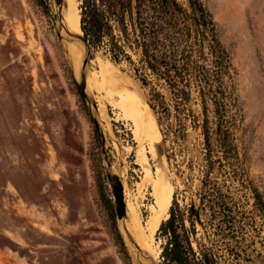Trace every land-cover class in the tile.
Returning a JSON list of instances; mask_svg holds the SVG:
<instances>
[{
    "label": "rangeland",
    "instance_id": "374dc122",
    "mask_svg": "<svg viewBox=\"0 0 264 264\" xmlns=\"http://www.w3.org/2000/svg\"><path fill=\"white\" fill-rule=\"evenodd\" d=\"M83 1L74 2L78 14ZM177 1L186 6V0ZM203 2L237 71L244 124L236 137L248 176L264 196V0ZM48 3L46 15L33 0H0V264H124L104 207L107 198L114 206L106 172L121 180L127 215L141 226L153 214L151 184L157 178L172 186L173 203L185 212L196 203L202 178V139L189 128L173 149L169 141L166 147L176 154L169 164L146 92L135 79V69L142 74L138 56L129 52L134 67L113 65L101 52L87 59L54 0ZM61 14L68 19L64 9ZM68 45L80 54H68ZM84 61L83 105L68 68L78 81ZM187 108L198 115L194 102ZM148 126L154 143L147 139ZM247 200L251 212L253 201ZM252 214L254 245L240 264H264V222ZM115 224L132 264H159L128 244L116 217Z\"/></svg>",
    "mask_w": 264,
    "mask_h": 264
},
{
    "label": "trees",
    "instance_id": "16d2710c",
    "mask_svg": "<svg viewBox=\"0 0 264 264\" xmlns=\"http://www.w3.org/2000/svg\"><path fill=\"white\" fill-rule=\"evenodd\" d=\"M33 1L49 14V0ZM79 16L91 56L101 52L113 65L132 67L129 52L138 56L142 74L135 69V79L146 92L167 162L176 161L169 141L173 149L189 128L202 139L196 203L182 212L172 200L156 235L159 264H240L254 245L252 213L264 222V196L248 176L236 137L244 124L237 71L203 0H186V6L177 0H84ZM68 78L84 105L70 68ZM193 102L198 115L187 108ZM103 201L114 244L123 263L132 264L112 201Z\"/></svg>",
    "mask_w": 264,
    "mask_h": 264
},
{
    "label": "bare ground",
    "instance_id": "6f19581e",
    "mask_svg": "<svg viewBox=\"0 0 264 264\" xmlns=\"http://www.w3.org/2000/svg\"><path fill=\"white\" fill-rule=\"evenodd\" d=\"M74 2H75V0H63L64 5H63L62 9H64V11L68 14V19L64 20L63 24L65 25L67 30L70 32V34L73 33V34L80 35L81 32L79 30V14L74 7ZM67 51H68V54H69V52H73L75 54L76 53L80 54V51L74 45H68ZM73 75H74V73H73ZM101 76H103V75H101ZM107 78H108V80H111L115 83V80L113 78H111V77H107ZM104 80H106V79H104ZM109 85L117 88L115 86V84H113V83L112 84L109 83ZM107 91L109 92L110 90H107ZM112 93H113V91H112ZM111 94H108L109 96L107 97V99L110 97ZM117 95H118V92H116V96ZM120 98H121V96H120ZM120 98H119V100H120ZM121 99H123V98H121ZM112 101H113V99H112ZM122 102H123V100H122ZM113 103H114V101H113ZM119 103H120V101H119ZM124 104H125V101H124ZM115 106H117V105L115 104ZM122 106H124V105H122ZM155 125L157 126L155 119H154L153 120V126L155 127ZM144 126H146V125H144ZM147 128H148V130L145 129V130H147V133H146L147 139L149 140V142L154 143L155 142V135H153V132L151 131L150 126H148ZM139 129L137 127V130H139ZM138 135L139 136H137V137H140V134H138ZM142 135H144L143 132H142ZM161 175H162V173H161ZM158 177H161V176L159 175ZM162 180L163 179L157 178V180H154V182H152V184H151L152 185V194L154 197V206H152L151 207L152 209L151 208L150 209H151L153 214L151 213L152 216L145 222V224L141 226L139 224L138 220L135 219L131 213H129L127 215V216H129L130 221L127 219L128 217L126 216L125 221H123V223H121V226L123 228L124 233L127 236L131 237V239L133 240L136 247H138V249L141 252L149 255L153 261L155 260L157 262L159 260V255H160L161 250L157 249L155 246L154 235H155L156 231L159 229V226L161 225L163 220L165 221L168 218V211L171 207V203L173 200L172 199L173 198L172 197V194H173L172 193V186L170 184H168L167 181L165 183ZM126 211H127V208H126ZM127 220H128V222H127ZM131 224L133 227L131 226ZM137 257H139V256H137ZM143 264H144V262H143Z\"/></svg>",
    "mask_w": 264,
    "mask_h": 264
},
{
    "label": "water",
    "instance_id": "95a60500",
    "mask_svg": "<svg viewBox=\"0 0 264 264\" xmlns=\"http://www.w3.org/2000/svg\"><path fill=\"white\" fill-rule=\"evenodd\" d=\"M54 2H55V5L59 8L60 20H61V22L64 23V18H63V15L61 14V9H62V7L64 5L63 0H54ZM58 36H60L59 32H58ZM77 37H78V40L81 42V44L83 45V47L85 49V52H86V55H87V59H90L91 58V54H90V52L88 50L87 42L85 41L82 32H81L80 35H77ZM86 65H87V61H84L83 70L80 72L79 80L76 81V79L74 78L75 81H76V84H77V88L80 91V93L82 94L84 102H86V89H87L86 88V77L84 75V69H85ZM71 71H72V69H71ZM145 104L147 105V107L151 111V109L149 107V104H148V101H147L146 98H145ZM94 108H95V106H94ZM89 115H90L91 121H92V123H93V125L95 127V130H96L97 134L99 135L100 139L103 141V133H102V130L100 128V125H99L98 121L96 120V118L94 116H92L90 114V112H89ZM152 116H153V114H152ZM153 118H154V116H153ZM155 122H156V120H155ZM157 128H158V125H157ZM158 130H159V128H158ZM108 168H109V165H108ZM105 176H106V180H107V183H108V185L110 187V192H111V195H112V198H113L115 217H116V220L119 222L120 229L124 233L123 228L121 226V223H123V221H125L126 216H127V211H126V204H125V200H124L123 184H122L121 180L116 175L111 173L110 171H107ZM168 218H169V216H168ZM117 230H118V232H119V234H120V236L122 238V234L120 233L118 228H117ZM126 237L128 239V244L133 249L139 250L138 247H136V245L134 244V242L131 239V237H129L127 235H126ZM122 241L124 243L123 238H122ZM124 246L126 248L125 243H124ZM126 250H127V248H126ZM127 252H128V250H127Z\"/></svg>",
    "mask_w": 264,
    "mask_h": 264
}]
</instances>
